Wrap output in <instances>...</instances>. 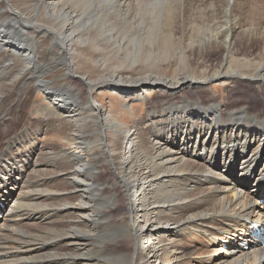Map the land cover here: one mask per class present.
<instances>
[{
	"label": "bare ground",
	"instance_id": "6f19581e",
	"mask_svg": "<svg viewBox=\"0 0 264 264\" xmlns=\"http://www.w3.org/2000/svg\"><path fill=\"white\" fill-rule=\"evenodd\" d=\"M17 1L0 0V264H189L198 248L187 235L217 240L254 222L264 192V0L259 9L252 0ZM185 14L186 39L174 29ZM77 44L103 51L96 76L77 73ZM255 44L259 61L248 58ZM218 55L213 72H189L192 59ZM175 61L179 77L124 73ZM213 81L256 90L223 100ZM103 88L144 101L146 115L116 122L94 100ZM39 92L48 104L18 130ZM50 129L64 147L38 139ZM211 264H264V250L231 247Z\"/></svg>",
	"mask_w": 264,
	"mask_h": 264
},
{
	"label": "rangeland",
	"instance_id": "374dc122",
	"mask_svg": "<svg viewBox=\"0 0 264 264\" xmlns=\"http://www.w3.org/2000/svg\"><path fill=\"white\" fill-rule=\"evenodd\" d=\"M13 1L16 2V4L21 3L17 0H13ZM258 1L252 0L253 6L250 5V9H254V7L258 8V6L260 5V2H258ZM188 18H189L188 15L185 14L183 16V20L178 19V22L176 23V25L174 27V29L176 30V34L182 35L184 37V39H186L187 38L186 36L189 35V31H192V24L193 23H191V19H193V17H191L190 19H188ZM261 23L264 24L263 21ZM195 24L197 25L198 23H195ZM75 47H76V49H78V52H80V51L83 52V53L79 54L80 56L79 55L75 56V59H74V63L77 67V69H76L77 73L79 75H90L91 74L90 76H93V77L96 76L98 73H100L102 70L100 68L101 65L97 64V63L100 61H103V59L105 57L103 54V51L98 50L99 48L96 49L95 46H91V44H85V45L77 44V45H75ZM254 51H257V52L254 53ZM258 51H259L258 46L256 44L253 45V47L250 48L248 51V53L250 55V56H248V58L250 60L252 59V60L257 61L258 59H256V55H257ZM83 55L84 56L87 55V57H82ZM236 56H239V55H236ZM221 59H222L221 55L214 56V57L209 56L208 58L204 57V58L192 59L191 60L192 67L189 69V72L191 73L192 71H196L199 75L202 73V71L206 72V73L213 72L214 70H216L219 67ZM105 60H106V57H105ZM77 65L79 66V68ZM107 65L111 66V67L114 65L113 67H116L115 65H117V61L113 60V61L109 62V59H108ZM131 71H124V73L125 74L129 73V75H131V76H139L142 74L143 75H145V74H156L158 76L164 75L168 78H173L176 76L179 77L181 75V72L179 70V62L178 61H175L174 63H172L171 65H168L167 67L161 66L160 64L159 65L155 64L153 66L149 64L145 67H142L141 69L131 70ZM241 79H242V81H244L243 78H241ZM210 87H211L213 95L220 97L223 100L227 99L231 95V97L234 99L233 101L236 100V102L239 99H245V97L246 98L252 97V95L255 93V90H256L255 88L251 89V88L243 85V83H240L236 87L235 85H233L229 81H213V82H211ZM229 91H231V92H229ZM188 93L191 94V91L189 90ZM259 93H260V97L264 98V89H262V88L259 89ZM150 95H151L150 98L153 99L154 92H151ZM94 100L97 101L102 106V110L105 114L110 116L116 122L124 125L125 127H131L134 125V123L136 121H138L139 119H142V117L144 115H146V111L148 108V105L144 101L130 100V98H123V97L121 98V96L119 94H117L114 91H111L109 89H106V88L97 90L94 93ZM28 101L29 102H28V107L26 108V110H27L26 114L24 115V112H23L24 118L20 123L21 128H19L18 130H20L22 128L24 129L27 126H29L31 124L30 123L31 119H29L28 116L35 118L36 116L41 115V114H39L40 110H37V109L39 107H42V106H45L46 104H48V101L45 99V95L41 92L31 95V97ZM155 101L157 103H159L161 101V99L157 97V98H155ZM168 106H169V104H167L164 108H167ZM107 132L110 133L109 131H107ZM127 135H128V133H127ZM39 137H40L41 141H42V139H44L43 142L45 144L55 143L59 146H63V147L65 146V143L61 139V136L58 134L57 129H53V130L50 129V130H48V132L42 133L40 136H38V139H39ZM111 137H114V135L113 134L110 135L108 137V139ZM126 149H127V147H125V150ZM126 151H128V149ZM245 189L247 191H250V193H255V190H254L255 188L252 186L246 187ZM134 199L135 198L133 197L132 200H134ZM130 200H131V198H130ZM258 205H256V208L259 207ZM260 213L261 212H258V213H255L254 215H259ZM254 219H255V216H254ZM231 233L229 235H231ZM227 236L228 235L216 236L217 240H215L213 237H210L207 235H204L202 237L199 234L194 235V233H191L189 236L187 235L185 237L183 243L184 244L187 243L186 245L198 248L197 249L198 252L195 255L191 256V258H189L188 260L186 259V262L189 264H191V263L194 264V262L196 263V262H198V260H200L201 264H211V261L215 258V256L222 255V253L226 256H229V252L231 251V248L229 249V252H228V250H226L225 248H223L221 246V239H224V237H227ZM218 239H219V241H218ZM240 251H242V250H240ZM150 256H151V254H150ZM150 256H149V258H150ZM149 258H147V259H149ZM148 264H150L149 261H148ZM166 264H168V263H166ZM198 264H200V263L198 262Z\"/></svg>",
	"mask_w": 264,
	"mask_h": 264
}]
</instances>
